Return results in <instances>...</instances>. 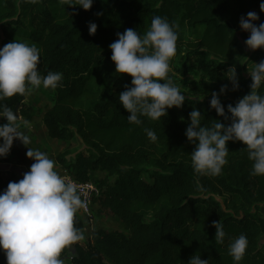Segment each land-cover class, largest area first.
Returning <instances> with one entry per match:
<instances>
[{"label":"trees","instance_id":"1","mask_svg":"<svg viewBox=\"0 0 264 264\" xmlns=\"http://www.w3.org/2000/svg\"><path fill=\"white\" fill-rule=\"evenodd\" d=\"M74 2V0H73ZM264 0H93L89 10L61 0H0V48L16 40L40 49L38 71L62 73L52 102L41 123L47 137L66 144L56 162L76 182L94 183L99 195L93 199L100 217L111 216L124 231H91V249L78 245L75 264H188L200 254L209 264H234L230 243L244 234L248 247L240 264H264V176L252 175L246 145L228 141V163L216 176L196 173L191 163L195 144L185 135L193 109L201 113L202 126L217 121L230 125L210 107L216 92L227 112L250 93L247 76L250 58L236 31L241 17L255 12L264 23L259 5ZM100 15H97V14ZM154 16L178 25L176 54L170 68L181 77L194 75L185 102L167 109L160 120L141 117L142 124L129 123L119 94L131 87V76L118 74L109 45L117 33L132 28L143 36ZM97 30L90 35L88 25ZM200 30V34L198 31ZM255 52L264 57V49ZM235 68L238 88L228 79ZM162 83V82H161ZM222 85H227L223 94ZM264 94V85L258 90ZM14 95L0 100L24 121L38 111ZM145 129H152V141ZM78 139L81 149H73ZM146 176L144 178L143 176ZM14 176L0 175V193ZM223 225V243L215 240L213 222ZM75 227L85 236L79 215ZM68 253L67 249L61 258ZM0 264H7L0 249Z\"/></svg>","mask_w":264,"mask_h":264},{"label":"clouds","instance_id":"2","mask_svg":"<svg viewBox=\"0 0 264 264\" xmlns=\"http://www.w3.org/2000/svg\"><path fill=\"white\" fill-rule=\"evenodd\" d=\"M36 4L41 0H27ZM69 6L89 10L93 0H61ZM264 12V2L260 5ZM97 15H100L99 13ZM255 12L241 17L239 26L250 33L245 45L251 49H264V23L257 26ZM178 25L170 24L161 16H154L149 30L141 36L129 28L117 33L115 42L109 45L118 74L131 76V87L119 94L120 104L130 115L129 123L142 124L141 117L160 120L167 109L180 108L185 95L169 77L170 60L176 54ZM97 25L90 22L88 31L94 35ZM40 49L16 40L0 48V100L14 95L26 96L40 87L56 89L63 79L62 73L49 71L42 76L38 71ZM228 76L233 90L238 88L235 68ZM252 83L249 94L240 98L235 106L221 104L218 94H211L210 107L219 116L230 119V125L217 121L211 127L202 126L201 113L193 109L185 135L195 144L191 155L194 171L200 175L216 176L228 163V141H241L246 145L248 157L253 161L252 175L264 176V94L259 89L264 85V60L254 64L249 72ZM162 82V83H161ZM227 85H222L223 94ZM0 118L7 123L0 125V157L6 156L14 139L24 145L30 143L29 136L19 131L17 115L7 105H0ZM27 126L28 121H22ZM147 136L157 140L152 129H145ZM28 148V147H27ZM26 156L34 160L30 170L18 182H9L0 193V249L4 250L7 264H64L61 254L70 245L84 240L83 233L75 227L76 213L86 208V203L73 182H66L55 170V161L44 152L28 148ZM215 240L223 243L226 233L223 225L214 221ZM248 239L244 234L229 245V254L234 264H240ZM188 264H209L200 254L190 257Z\"/></svg>","mask_w":264,"mask_h":264},{"label":"rangeland","instance_id":"3","mask_svg":"<svg viewBox=\"0 0 264 264\" xmlns=\"http://www.w3.org/2000/svg\"><path fill=\"white\" fill-rule=\"evenodd\" d=\"M198 34H200V30L198 31ZM236 35H237L239 42L241 43V45L243 46L244 50L247 53V58H250V65H249V70L247 73V76H250L249 72L254 68V64H257L261 62L262 60H264V57L260 56L259 54L255 52V50H251L245 45V41L249 38L250 33L242 30L239 25L237 27ZM169 77L171 78L174 85L179 88L182 94H187L188 89H189V82L194 80L193 74H189L186 77H181L176 73V71L172 69L169 72ZM53 93H54L53 89L40 87L38 89L31 90L30 94L25 96L24 102L37 109L38 117H35L31 122H29L30 124L27 125V128L28 127L32 128L33 130L32 134L28 132L25 129V127L21 128L19 126V129H18L19 131L23 132L25 135L29 136L30 143H28L27 145H24L19 139H14L11 147H12V150L22 153L25 157H27L26 152L28 148L44 152L50 159L55 161V170L62 177H65V175H68V174L61 168L59 164H57L56 156L64 150V148L66 147V144L58 142L56 140L49 139L47 137L46 130L43 127L41 120H40V117L43 115L45 110L51 105ZM0 120L2 121V125L5 124L3 118H1ZM20 121L21 122L24 121L23 118H21ZM71 147L73 149H81L79 140L74 139L71 142ZM27 159H29L30 165L34 163L33 159L28 158V157ZM5 167H8V165H6ZM13 168H16V167L12 166V169ZM5 169H2V168L0 169V175L2 177L8 178L11 175H13L15 178L14 180L19 181L20 179H22V177H20L19 175L14 174L13 171L11 170L8 171L7 168ZM143 177L146 178L145 175ZM103 178H104L103 174L97 173L94 175L92 182H96ZM94 208L95 209H94L91 219L88 221V223L84 224L85 225V236H84L85 238L84 240L77 242L78 248H80L82 251H87L91 249L92 242L90 239V233L93 230L103 229L107 231H114V230L124 231L121 225L111 216L100 217L96 215L97 206H95ZM74 248H75V251L73 254L67 253L64 257L61 258V259H64V264H75L74 261L78 258V254H77V249L75 246ZM259 248L260 250L264 249V237H261L260 239Z\"/></svg>","mask_w":264,"mask_h":264},{"label":"crops","instance_id":"4","mask_svg":"<svg viewBox=\"0 0 264 264\" xmlns=\"http://www.w3.org/2000/svg\"><path fill=\"white\" fill-rule=\"evenodd\" d=\"M1 119V118H0ZM4 119V118H3ZM21 119V117H20ZM6 123L7 121L4 120ZM19 123L21 128H24L30 132L31 134L33 133L32 128L25 126L20 120L17 121ZM30 123H28L29 125ZM0 125H2V121L0 120ZM0 143H2V140H0ZM8 165V167H5ZM12 166H15L16 168L12 169ZM30 163L29 159L25 157L22 153H19L18 151L12 150V147L10 148L9 153L4 156L0 157V169H5L7 168L8 171H13L14 174L19 175L20 177L23 178L24 173L28 172L30 170ZM6 170V169H5ZM18 182V180H15Z\"/></svg>","mask_w":264,"mask_h":264},{"label":"built area","instance_id":"5","mask_svg":"<svg viewBox=\"0 0 264 264\" xmlns=\"http://www.w3.org/2000/svg\"><path fill=\"white\" fill-rule=\"evenodd\" d=\"M64 178L66 179V182L75 183L78 192L81 195V199L85 201L86 208L79 210L77 214L84 224L88 223L94 212V207L96 206L93 204V199L99 195L98 187L92 181L88 183H78L74 181L69 175H65Z\"/></svg>","mask_w":264,"mask_h":264},{"label":"water","instance_id":"6","mask_svg":"<svg viewBox=\"0 0 264 264\" xmlns=\"http://www.w3.org/2000/svg\"><path fill=\"white\" fill-rule=\"evenodd\" d=\"M18 109H19L18 106H16V107L14 108L13 112L17 115L18 120H20V116H19V114H18ZM4 120H6V119H4ZM67 251H68V250H67ZM74 251H75L74 245H70V246H69V251H68V253L73 254Z\"/></svg>","mask_w":264,"mask_h":264}]
</instances>
